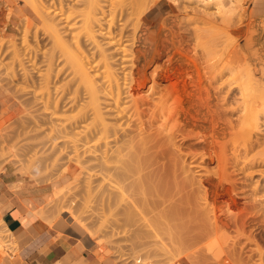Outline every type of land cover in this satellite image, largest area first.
Returning <instances> with one entry per match:
<instances>
[{
    "label": "bare ground",
    "instance_id": "bare-ground-1",
    "mask_svg": "<svg viewBox=\"0 0 264 264\" xmlns=\"http://www.w3.org/2000/svg\"><path fill=\"white\" fill-rule=\"evenodd\" d=\"M215 1L220 7L217 13L222 20L233 26L234 42L225 45L218 58L216 53L221 49L217 48L220 44L216 42L217 52L210 61L203 62L188 53L183 40L171 39L167 47L171 56L165 60L164 67L158 64L148 79L142 74L146 66L144 58L138 56L134 58L143 61L141 66L120 77L119 70L125 69L126 56L119 57L118 48L112 47L113 42L97 39L95 27L98 25L102 29L103 26L98 16V11L102 10L100 0L90 1L86 13L87 35L93 44L90 57L93 61L99 58L93 65L99 68L95 69V74L91 73L93 66L87 53L77 59L80 80L86 84L83 87L87 99L81 101L78 93L81 88L77 86L70 105L79 106L80 119L85 124L87 122L83 125L86 127L83 147L94 160L91 168L95 171L89 174L87 181V202L98 204L91 209L102 214V226L111 228L116 226L115 223L119 225L124 219L128 220L132 208L137 210L135 213L139 219L132 223V227L140 229L138 232L151 233L156 242H160L161 245L158 247L156 243V246L158 249L161 246V251L169 249L167 244L170 243L180 254H186L187 250L182 247L202 244L214 234L216 240L206 242V247H233L237 242L230 245L224 237L226 228L233 226L238 237L245 238L246 243L259 245L255 233L247 231L249 219H244L241 212L256 215L254 210L264 208V20L257 23V28L250 21L252 14L245 10L242 16L247 20L240 18L235 25L232 18L237 7L228 0ZM58 3L63 12L64 0H58ZM153 4L145 5L143 14ZM202 13L205 22L216 17L206 10ZM252 27L259 32L254 33ZM60 31L56 30V34L62 39ZM241 35L244 36L242 45L237 41ZM83 59L92 67H87ZM97 77L99 80L103 78L100 84ZM176 78L180 79L171 88L164 86L165 80ZM149 79L152 84L144 91L146 95L139 94ZM161 86L165 87L164 92ZM67 101L64 99V103ZM201 127L206 132L203 138L211 147L206 152H197L189 145L184 152V158H191L190 166H186L181 149H175V139L181 136L187 140L194 128ZM200 135L199 132L195 136ZM209 159L213 160V167L204 166ZM160 162L166 173L161 170L165 174L153 181L150 173L145 171L153 166L159 167ZM193 167L205 177L203 181L188 176L187 171ZM95 178L99 181L95 182L96 185L93 184ZM238 183L243 185L238 186ZM210 185L214 198L219 191L226 190L233 216H227L216 199L209 201ZM238 191L248 199L247 204H238ZM249 207L253 211H249ZM78 220L81 224L84 221L80 217L76 222ZM161 233L166 236L160 237ZM219 255H223V250L217 252L216 256ZM224 258L229 264L231 258Z\"/></svg>",
    "mask_w": 264,
    "mask_h": 264
},
{
    "label": "rangeland",
    "instance_id": "rangeland-1",
    "mask_svg": "<svg viewBox=\"0 0 264 264\" xmlns=\"http://www.w3.org/2000/svg\"><path fill=\"white\" fill-rule=\"evenodd\" d=\"M55 1L0 0V175L11 174L18 179L12 185L14 188L23 183L44 185L49 192L46 202L40 207V215L48 216L51 220L61 217L75 222L93 240L97 246L96 253L116 264H224L227 262L224 258L226 256L231 258L229 264H264L262 206L259 211L248 208L249 211L257 212L256 215L252 212H241L244 219H249L246 223L247 231L255 233L259 245L246 243L245 238L238 237L237 229L233 226L226 228L224 233L230 245L233 241L237 242L233 247H206V242L216 240L217 236L214 234L202 244L182 247L187 250V255L185 252L180 254L170 243L167 244L169 249L159 250L162 247L158 249L157 246L161 244L156 242L151 233L144 230L138 232L140 229L132 227V223L139 219L135 213L137 210L133 208L128 213V220L121 221V225L114 224L118 231L112 227L117 233L111 227L101 225L102 214L93 210L97 203L94 205L90 200L87 202V181L91 176L89 174L95 171L91 168L94 161L90 157L92 154H88L90 152L85 151L83 147V130L86 128L83 125H87V122L85 124V121L80 119V107L70 105L77 86L81 88V93L78 92L79 88L77 89L81 101L87 99L83 87L86 84L80 80L77 59L83 58L82 55L87 53L92 66L99 60L97 58L93 61L90 57L93 44L85 25L86 13L92 0H64L63 12L60 11L58 0ZM154 1L100 0L102 10L98 11V16L103 26L102 29L98 25L95 27L97 39L113 42L112 47L115 45L114 47L118 48L119 57L126 56L125 69L119 70L121 78L143 63H139L135 56L144 58L146 66L142 74L147 79L154 69H157L158 64L161 68L164 67L165 60L171 56V51L167 48L171 39L183 40L188 53L203 62L210 61L211 56L217 52L216 42L220 44L217 48L221 49L216 53L218 58L223 52L222 48L235 40L233 26L222 20L217 13L220 7L215 0H158L153 4ZM228 1L237 7V13L235 12L232 18L235 25H238L240 18L247 20L242 16L245 10L252 14L250 21L257 25V28V23L261 19L264 20V0ZM161 3L166 4V9L155 11ZM152 4L153 6L143 14L145 5ZM202 10L214 13L216 17H211L212 19L205 22ZM242 27L245 28L244 25ZM59 29L62 39L56 34ZM111 31L112 33H108ZM252 31L259 32L254 27ZM237 41L242 45L244 36L237 37ZM83 60L85 62V59ZM85 63L87 67H92L88 62ZM175 64L177 65L176 61ZM98 68L93 66L91 73L95 74V69ZM99 77L97 82L100 84L103 78L99 80ZM179 79L165 80L164 86L171 88ZM151 84L152 80L149 79L139 94L146 95L144 91ZM164 86H161L163 92ZM61 97L63 101H60ZM64 99L68 100L67 103H64ZM202 127L191 129L193 134L187 140L181 139V136L175 139L177 145L174 148L181 149L182 161L185 159L186 166H190L191 158H184V152L189 145L197 152H206L211 147L203 138L206 132ZM199 132L200 137L195 136ZM162 162L159 167L153 166L145 171L146 174L150 173L153 181L166 173L161 166ZM212 162L213 160L209 159L203 164L213 167ZM197 170L193 167L187 174L191 179L201 182L205 177ZM169 178L173 181L172 176ZM97 179H94L93 184L99 183ZM241 185L243 183H238V186ZM210 188L211 185L210 196L207 194L209 201L216 199L218 205L223 207L224 213L229 217L233 216L226 190L219 191L217 198H214ZM237 201L242 205L247 204L248 199L238 191ZM77 217L83 218L82 224L79 220L76 222ZM257 226L259 227L256 228ZM165 236L162 234L160 237ZM15 248L11 233L0 225V257L7 256L8 251L14 253ZM221 250L224 256H216ZM138 259H142V263H137Z\"/></svg>",
    "mask_w": 264,
    "mask_h": 264
},
{
    "label": "crops",
    "instance_id": "crops-1",
    "mask_svg": "<svg viewBox=\"0 0 264 264\" xmlns=\"http://www.w3.org/2000/svg\"><path fill=\"white\" fill-rule=\"evenodd\" d=\"M161 3L155 11H163ZM11 174L0 175V225L11 233L15 252L0 264H116L100 257L93 240L75 222L41 216L49 192L44 185L23 183Z\"/></svg>",
    "mask_w": 264,
    "mask_h": 264
},
{
    "label": "built area",
    "instance_id": "built-area-1",
    "mask_svg": "<svg viewBox=\"0 0 264 264\" xmlns=\"http://www.w3.org/2000/svg\"><path fill=\"white\" fill-rule=\"evenodd\" d=\"M137 263H142V259H138V260H137ZM144 264H150V263L147 262V263H144Z\"/></svg>",
    "mask_w": 264,
    "mask_h": 264
}]
</instances>
